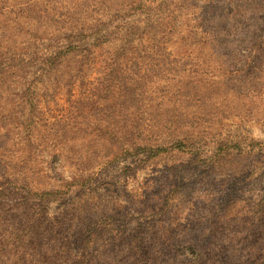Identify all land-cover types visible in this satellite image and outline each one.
<instances>
[{"label": "rangeland", "instance_id": "obj_1", "mask_svg": "<svg viewBox=\"0 0 264 264\" xmlns=\"http://www.w3.org/2000/svg\"><path fill=\"white\" fill-rule=\"evenodd\" d=\"M0 264H264V0H0Z\"/></svg>", "mask_w": 264, "mask_h": 264}]
</instances>
